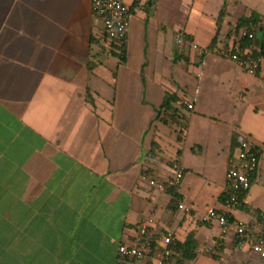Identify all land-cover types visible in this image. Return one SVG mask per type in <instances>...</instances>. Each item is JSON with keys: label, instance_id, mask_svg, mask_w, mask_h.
I'll return each mask as SVG.
<instances>
[{"label": "crops", "instance_id": "crops-1", "mask_svg": "<svg viewBox=\"0 0 264 264\" xmlns=\"http://www.w3.org/2000/svg\"><path fill=\"white\" fill-rule=\"evenodd\" d=\"M121 1L132 10L123 58L121 45L105 37L90 0H0V264H264L249 249L237 248L233 229L222 235L217 225L201 221L214 207L258 228L254 217L239 205L226 209L222 198L237 137L241 131L255 137L253 129L234 123L223 154L211 165L199 159L201 144L192 143L191 157L178 149L184 178L177 199L171 189L149 183L171 175L170 164H158L163 146L157 111L166 93L179 96L182 116L188 111L203 118L176 80L183 64L199 71L203 83H233L241 100L254 90L259 99L251 109L264 116V59L252 75L213 52L238 38L232 33L241 18L253 11L264 17V3L155 0L148 9L149 0ZM222 9L226 14L209 49ZM179 34L193 38L200 50L185 41L178 45ZM176 54L188 61L174 63ZM217 120L212 115L209 122ZM153 141L161 147L154 158ZM262 159L260 151L258 175L241 200L264 218V208L251 201L262 180ZM180 203L191 212L180 210ZM148 220L157 231L155 252L143 261L119 256L120 245L135 242L136 224ZM191 232L196 256L175 253L163 261L162 234L184 243Z\"/></svg>", "mask_w": 264, "mask_h": 264}, {"label": "built area", "instance_id": "built-area-1", "mask_svg": "<svg viewBox=\"0 0 264 264\" xmlns=\"http://www.w3.org/2000/svg\"><path fill=\"white\" fill-rule=\"evenodd\" d=\"M92 14L102 23L105 37L113 43H122L128 34L132 10L129 5L121 0H90ZM248 38L249 43L241 45L234 41L225 49L215 47L214 53L220 54L225 59L234 62L242 70L250 74H258L260 70L261 60L256 57L261 50L260 42L262 41L263 32L258 27L250 32L244 31L239 35ZM187 42L194 50H200L199 45L191 37H184L179 34L176 38L178 45ZM203 55L206 51L201 50ZM188 109H193L191 103L187 104ZM260 151L251 142L250 138L244 134L237 137V148L234 155L228 161V169L226 172V183L228 188V198L224 200L226 209L236 206L241 199L250 191L252 181L258 175L260 169ZM184 178V170L178 162L171 164V175L164 180L149 181L150 185L158 190L165 191L170 188L178 187ZM178 208L187 213L191 212V208L180 203ZM201 221L209 225H217L222 235L227 234L230 230H234L235 242L238 249H249L260 260L264 261V227L255 228L254 226L244 223L232 221L227 210H219L214 207L208 208L202 216ZM137 237L135 242L130 244H122L118 248L119 256L131 260L143 261L147 259L156 242V227L152 220L143 221L135 226ZM256 234V235H254ZM257 236V241H253ZM160 248L163 261L168 260L173 255L172 246L175 245L173 236L162 234L160 240ZM161 261V263H163Z\"/></svg>", "mask_w": 264, "mask_h": 264}, {"label": "rangeland", "instance_id": "rangeland-1", "mask_svg": "<svg viewBox=\"0 0 264 264\" xmlns=\"http://www.w3.org/2000/svg\"><path fill=\"white\" fill-rule=\"evenodd\" d=\"M261 1L264 3V0ZM260 6L264 12V5L261 2ZM95 21L97 22L96 18ZM183 65L186 66L182 67V70L181 67L179 68L178 79L176 80H179L181 85L185 87V96L196 102V112L201 114L203 118L201 116L191 118V114L185 111L186 116H181V121L177 123L166 125L160 122L158 133L160 134L159 140L163 146V153L158 164L165 168L168 166L167 164H170L168 169L171 171V164L174 162L173 160H176V151L183 148L184 153L191 157L193 155L192 143L203 146L204 154L203 157L199 158L201 162L208 161L209 165L211 162H217L219 155L223 154L222 148L226 144L228 129L235 127L234 123L241 122L245 128L249 127L255 131V137L246 131H241V133L248 136L251 142L262 152V180L257 183L258 186L255 187L257 191H255L251 201L254 206L258 205L264 208V142H260L257 135L264 137V116L262 111L259 110L260 115H256L252 110L253 103L259 98L255 91L251 90L250 94L241 100L238 91L232 89L235 87L233 83L227 85L229 89L218 78L211 83H203L199 80L200 78H197L199 71L192 69L190 64ZM259 81L261 82V80ZM259 108L263 110L264 106L260 105ZM212 115L218 119L216 123L209 122ZM181 132L182 135L179 139ZM213 176H218V173L215 172ZM242 217L245 221L249 220L246 215H242Z\"/></svg>", "mask_w": 264, "mask_h": 264}, {"label": "trees", "instance_id": "trees-1", "mask_svg": "<svg viewBox=\"0 0 264 264\" xmlns=\"http://www.w3.org/2000/svg\"><path fill=\"white\" fill-rule=\"evenodd\" d=\"M154 5H155V0H149L148 9H150L151 7H154ZM225 14H226L225 9H222L217 19L218 32L216 36L214 37L211 45L209 46V49H212L215 46L217 35L220 30V23H221V20L225 17ZM259 25H260L259 28H261L264 34V17H262L257 12L253 11L249 17H243L237 22L235 29L233 31L234 38L239 37V35L242 34V32L244 31L250 32L253 26H259ZM124 41L119 44L121 45L122 58L124 57L123 54H125V48H124L125 42ZM234 41L239 42L241 45H246L249 43L248 38L245 36L244 37L241 36L239 39L237 38ZM256 57L259 58L261 61L264 59V40L262 41V44H261V50L258 54H256ZM187 61L188 60L186 57H184V55H179V54H176L175 58L173 59L174 63H179V62L184 63ZM88 101L92 102L89 93H88ZM180 101L181 100L176 93H166L164 102L157 111V122H161L163 124L169 125V124H174V123H177L178 121H181L182 115L180 113V108L176 106V104H180ZM181 135H182V132L179 134V139L181 138ZM157 152H161V147L159 146L157 142L153 141L149 155L152 158H154ZM178 154H180V151L178 152ZM175 161L177 162L178 159H176ZM253 182H254V179L252 181V184ZM170 189L174 196V199H177L178 198V194L176 193L177 187L170 188ZM228 192L229 191L227 189V191H225L224 194L222 195V198L224 200L228 198ZM237 205H239V208L241 210L245 211L247 214L255 218L254 223L256 224L257 227L259 228L264 227V218L260 210L244 203L242 200ZM253 241L254 242L257 241V236H254ZM155 247H156V242L154 243V248L152 249V252L150 255H152L155 252ZM172 250H173V254L176 253L181 256H184L187 259H193L196 256V250H197V242L195 240V233L191 232L188 235L184 243H176L175 245H173ZM171 257L169 259H171Z\"/></svg>", "mask_w": 264, "mask_h": 264}]
</instances>
